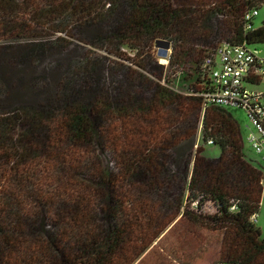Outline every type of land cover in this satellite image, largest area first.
Instances as JSON below:
<instances>
[{
  "label": "trees",
  "instance_id": "16d2710c",
  "mask_svg": "<svg viewBox=\"0 0 264 264\" xmlns=\"http://www.w3.org/2000/svg\"><path fill=\"white\" fill-rule=\"evenodd\" d=\"M263 2L0 0V264H135L180 227L222 263L264 264V167L225 106L176 89L217 44L264 43L242 24ZM74 30L116 57L67 49Z\"/></svg>",
  "mask_w": 264,
  "mask_h": 264
},
{
  "label": "built area",
  "instance_id": "2783aa9c",
  "mask_svg": "<svg viewBox=\"0 0 264 264\" xmlns=\"http://www.w3.org/2000/svg\"><path fill=\"white\" fill-rule=\"evenodd\" d=\"M257 14L258 7L242 13L244 31L256 28ZM252 45L256 44H217L213 54L201 64L202 82L197 85L193 79L188 89H176L182 94L200 96L202 108L216 104L245 109L252 121L245 140L264 161V53Z\"/></svg>",
  "mask_w": 264,
  "mask_h": 264
},
{
  "label": "rangeland",
  "instance_id": "374dc122",
  "mask_svg": "<svg viewBox=\"0 0 264 264\" xmlns=\"http://www.w3.org/2000/svg\"><path fill=\"white\" fill-rule=\"evenodd\" d=\"M258 9L259 14H257V16L254 18L255 27H258L259 25L261 26L264 22V2L258 7ZM34 33H40L39 35L44 36V38L46 39H50L54 36L59 35V33L53 32L51 30H40L39 28L35 29ZM62 35L71 39L72 43L70 42V44L64 46L71 51L75 48H80L83 51L84 49H87L88 51L90 50L94 54H108L111 57H116L103 50L102 48H97L90 44H87L89 39H87V37L82 35L81 33L76 32V30L70 32V35L66 33H62ZM7 42L8 40L0 30V45H3ZM252 46L258 48L262 53H264V43H257L256 45ZM161 48H163L162 45H156L152 49V54L157 62L167 63V56L160 53ZM122 51L126 52L127 55L133 58L137 57L135 56L136 54L134 53V51L128 49L127 46H124ZM170 53L171 47L168 50L167 54L169 55ZM125 61L130 64L132 63V60L129 59H126ZM226 109L239 122L238 124L240 126L241 135L243 138L242 141L244 143L247 156L251 158L256 164H260L264 167V161L261 160V157L247 144L245 140L249 131V127H251L252 123L248 113L245 109L239 107H227ZM130 136L133 137V140L131 141L135 144L138 141L135 139H137V137L139 136H134L131 133ZM204 154L208 155L209 157H216L221 154V149L219 145H210L209 143H204ZM206 209L208 211L212 210L210 204H207ZM255 219L256 220L254 222L260 228L261 236L264 237V186L262 191V199ZM171 226L167 231H169ZM179 229L181 230V232ZM167 231H165L162 236L165 235ZM184 231L185 230H183L182 227L178 228V230L176 231H169L161 239V241L158 240L154 243V246L149 249L143 259L137 261L135 264H216L220 262L219 256L215 253V249L208 246L206 236L201 233H196L194 235V239L191 241L189 237L185 235Z\"/></svg>",
  "mask_w": 264,
  "mask_h": 264
},
{
  "label": "water",
  "instance_id": "95a60500",
  "mask_svg": "<svg viewBox=\"0 0 264 264\" xmlns=\"http://www.w3.org/2000/svg\"><path fill=\"white\" fill-rule=\"evenodd\" d=\"M170 41H166L165 39L159 40L157 42V45H162L163 48L160 49V53L165 54L167 56V52L170 49ZM216 264H237V263H216Z\"/></svg>",
  "mask_w": 264,
  "mask_h": 264
}]
</instances>
